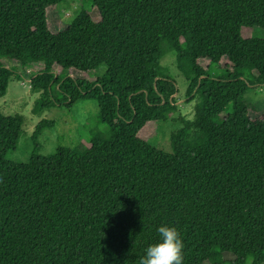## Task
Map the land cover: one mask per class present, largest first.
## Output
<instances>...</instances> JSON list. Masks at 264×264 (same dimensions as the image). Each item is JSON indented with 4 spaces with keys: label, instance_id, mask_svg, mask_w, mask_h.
<instances>
[{
    "label": "trees",
    "instance_id": "trees-1",
    "mask_svg": "<svg viewBox=\"0 0 264 264\" xmlns=\"http://www.w3.org/2000/svg\"><path fill=\"white\" fill-rule=\"evenodd\" d=\"M81 1L99 20L83 8L55 34L47 10L65 0H0V98L41 65L39 110L92 100L103 126L43 157L42 121L17 164L23 122L0 113V264H138L162 225L180 232L183 264H264V115L244 100L264 86V39L248 35L264 33V0ZM170 52L195 104L165 153L139 134L178 110Z\"/></svg>",
    "mask_w": 264,
    "mask_h": 264
},
{
    "label": "rangeland",
    "instance_id": "rangeland-1",
    "mask_svg": "<svg viewBox=\"0 0 264 264\" xmlns=\"http://www.w3.org/2000/svg\"><path fill=\"white\" fill-rule=\"evenodd\" d=\"M89 3L84 5L81 0H65V2L55 8L47 10L48 28L52 33H59L74 20L76 14L81 9L89 11L93 21L97 22L99 16L94 8L89 9ZM249 36H258L264 39V33H249ZM198 64L206 69L207 60H200ZM162 66L167 70L168 75L176 84L177 111L172 114L167 122L158 123L146 127L139 134L140 138L148 142L156 149L169 153L170 134L178 127L176 122L179 118L192 119L194 113V102L186 103L185 92L187 82L185 78L177 71L175 65L174 53H168L162 59ZM221 67H230V64L222 59ZM42 68L41 65H34L21 71V80H11L8 84L6 94L0 98V113L4 117H20L22 119L21 134L14 152L8 153L6 160L17 164L28 163L33 149L32 135L36 127L42 122H52V128H47L37 138V144L40 149L38 154L43 157L52 155L58 146L69 149L82 150L88 147V138L92 131L102 130L103 126L98 122V112L96 103L92 100H83L78 102L70 110L60 108L38 109V104L45 98L39 92L33 91L29 82L30 79ZM56 74H61L58 67H53ZM215 71V70H214ZM102 71L97 73H79L73 70L66 72L68 76L74 79L95 80ZM246 103L253 109L250 112L251 118L264 115V86L256 87L247 91L244 96ZM156 123V122H151ZM150 124V123H149ZM225 260H232V256L223 255Z\"/></svg>",
    "mask_w": 264,
    "mask_h": 264
},
{
    "label": "clouds",
    "instance_id": "clouds-1",
    "mask_svg": "<svg viewBox=\"0 0 264 264\" xmlns=\"http://www.w3.org/2000/svg\"><path fill=\"white\" fill-rule=\"evenodd\" d=\"M157 231L160 240L145 249L138 264H183L184 243L178 229L162 225Z\"/></svg>",
    "mask_w": 264,
    "mask_h": 264
}]
</instances>
